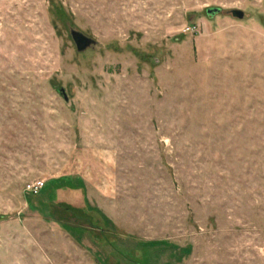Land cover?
Here are the masks:
<instances>
[{
  "label": "rangeland",
  "instance_id": "rangeland-1",
  "mask_svg": "<svg viewBox=\"0 0 264 264\" xmlns=\"http://www.w3.org/2000/svg\"><path fill=\"white\" fill-rule=\"evenodd\" d=\"M0 264H264V0H0Z\"/></svg>",
  "mask_w": 264,
  "mask_h": 264
},
{
  "label": "water",
  "instance_id": "water-1",
  "mask_svg": "<svg viewBox=\"0 0 264 264\" xmlns=\"http://www.w3.org/2000/svg\"><path fill=\"white\" fill-rule=\"evenodd\" d=\"M220 12L221 10L219 9H210L207 10V15L213 17L216 14H219ZM233 16L238 20H242L244 18L243 13L240 11L233 12ZM71 37L76 46L77 52L79 53H84L85 51L93 48L96 45L95 41L75 31L71 32ZM60 93L63 95L64 99L67 100L65 91L63 89L60 90Z\"/></svg>",
  "mask_w": 264,
  "mask_h": 264
},
{
  "label": "built area",
  "instance_id": "built-area-1",
  "mask_svg": "<svg viewBox=\"0 0 264 264\" xmlns=\"http://www.w3.org/2000/svg\"><path fill=\"white\" fill-rule=\"evenodd\" d=\"M44 187V184H38L37 186H34L33 188H30V191L33 192V194H37L40 190H42Z\"/></svg>",
  "mask_w": 264,
  "mask_h": 264
},
{
  "label": "trees",
  "instance_id": "trees-1",
  "mask_svg": "<svg viewBox=\"0 0 264 264\" xmlns=\"http://www.w3.org/2000/svg\"><path fill=\"white\" fill-rule=\"evenodd\" d=\"M44 189H45V184H44L43 189H42L40 192H42ZM40 192H39V193H40ZM39 193H37V195H38ZM31 195H34V194H31Z\"/></svg>",
  "mask_w": 264,
  "mask_h": 264
}]
</instances>
